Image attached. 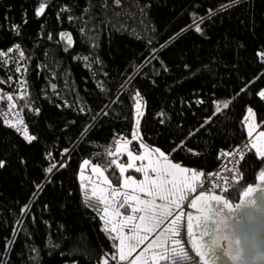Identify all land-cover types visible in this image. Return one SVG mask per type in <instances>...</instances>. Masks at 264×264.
<instances>
[{
	"label": "trees",
	"instance_id": "1",
	"mask_svg": "<svg viewBox=\"0 0 264 264\" xmlns=\"http://www.w3.org/2000/svg\"><path fill=\"white\" fill-rule=\"evenodd\" d=\"M42 1L0 2V50L7 51L20 43L31 56L26 62L29 71L24 76L28 101L31 108L41 109L38 117L27 108L23 111L29 133L39 136L38 142L28 145L21 134L4 125L10 113L4 115L8 102H3L0 159L7 161V167L0 169V261L102 264L103 254L114 249L101 231L99 214L82 204L76 177L82 161L100 163L97 153H104V160L110 159L107 153L114 152L115 141L130 138L134 123L130 97L137 89L145 104L139 130L141 141L149 148L163 151L172 162L204 173L202 180L224 161L222 150L247 143V132L242 131L241 122L248 106L253 107L256 122L264 131V102L255 97V92L264 88V79L236 98L248 81L264 73V65L256 55L264 51V0H241L240 6L212 16L204 25L208 39L194 31L177 34L191 23V13L208 16L210 11L215 13L232 0H122L120 17L115 16L111 7L104 10L105 0H48L44 16L37 19L34 8ZM107 3L111 5L112 0ZM64 6L71 11L61 13L57 20V12ZM85 8L90 10L93 21L87 25L82 20L68 21V15L80 17ZM141 8L145 11L143 16ZM25 9L27 24L22 20ZM113 20L114 26H110L108 22ZM13 24L20 25L19 36L11 30ZM81 27L86 28L84 34ZM61 31L73 37V47L68 52H64L62 44L47 39L51 32L58 40ZM161 44L165 48L156 52ZM96 55L101 64L92 63L89 67V61L82 59ZM161 61L169 71L157 77ZM7 77L0 68V78ZM14 78L17 81L19 75L14 73ZM53 83L57 85L55 93ZM8 90L6 83L0 84V94ZM230 99L234 102L229 109L200 128L206 118L213 116L214 101ZM113 100L117 102L113 104ZM197 100L204 103L197 105ZM23 105V100L17 103L18 108ZM106 105L111 107L109 115L104 116ZM160 112L165 115L158 116ZM190 133L195 134L189 138ZM64 149L70 152V158L63 161L69 166L46 174L44 168L61 161ZM49 152L52 158L46 160ZM21 157L27 160L26 166L19 163ZM239 169L241 179L227 193H212L224 196L235 206L249 198L251 193L243 196L247 188L264 182L259 180L264 161L255 156L254 149L246 154ZM207 185L208 181L204 191H209ZM26 204H30V213L24 218L20 209ZM225 215L229 216V211ZM19 219H24L22 230L13 236V227ZM178 238L191 259H184L178 251L177 264H200L188 243L185 222ZM13 239L15 243L5 252V244Z\"/></svg>",
	"mask_w": 264,
	"mask_h": 264
},
{
	"label": "snow or ice",
	"instance_id": "2",
	"mask_svg": "<svg viewBox=\"0 0 264 264\" xmlns=\"http://www.w3.org/2000/svg\"><path fill=\"white\" fill-rule=\"evenodd\" d=\"M241 4V0H232L231 3L224 4L216 10L215 13L209 12L208 16L199 15L197 12L190 14L191 23L187 25L186 29H181V32L177 36L182 35L185 31H194L196 34L204 39H208L204 25L207 20L212 16L221 14L233 7H238ZM49 6L48 0L44 2H38V6L34 8L33 15L39 19L45 14L46 7ZM111 7L115 12L116 17H120L122 13L118 11L122 7V0H112L111 5L105 3L103 8L105 11ZM71 9L68 6H64L57 12V20L60 19L61 13L70 12ZM88 8L84 9L83 14L80 17L68 15L67 19L70 23L76 20H82L85 25L93 21L94 17L91 16ZM141 16L145 15L144 8L140 10ZM87 15V19H85ZM28 12L25 9L22 15L24 24L28 23ZM7 20L8 18L5 17ZM110 26H114L115 21L108 22ZM95 27V24H93ZM121 27H125L122 25ZM11 30L14 35L19 36L21 34L20 25H11ZM44 30V25H41V33ZM80 32L84 34L86 32L85 27L80 28ZM49 41H54L56 44L63 45L64 52H68L73 47V37L70 33L61 31L59 33V39L57 40L54 35L49 32L47 35ZM152 43L151 39L148 41ZM165 45L161 44L158 52L164 49ZM15 53V55H13ZM48 55V53H45ZM257 57L259 62L264 65V51H258ZM155 52L153 53V59H155ZM31 59L30 55H27L25 50L21 47L20 43H16L13 47L7 49V51L0 50V68H3L5 72H8L7 81L0 78V84L8 83L11 85L14 81V73L19 74L18 84L20 91L14 95L11 93L0 94V110L3 109V102L7 100V111L4 115L12 113L14 119H4V125L10 129H14L16 133L21 134L23 141L28 145L33 142H38L39 136L36 134H30L28 125L25 124L21 113L27 108L30 112H34L38 117L41 113L39 108H31L28 101V85L27 80L24 78L25 74L29 71L27 61ZM75 59V57H74ZM82 59L89 61L88 65L91 67L92 63L101 64L102 61L98 55L90 58L85 56ZM40 66L37 65V68ZM186 70H191L190 66L184 65ZM167 64L163 61L160 63V67L157 69L155 75L158 77L161 72H168ZM105 75H107L105 73ZM264 79V73L259 74L253 80L248 81L244 87L240 89V92L236 94V98L248 91V89L258 80ZM155 84V80H152ZM100 90H104V85H99ZM53 92L55 93L57 85L53 83L51 85ZM123 88V84H121ZM255 97L259 101L264 102V88L255 92ZM133 101L132 108L134 109V126L131 140H123V151L121 147V141L117 139L116 151L108 152V157L122 156L124 152L127 155V162H118L116 158L104 160L102 157L104 153H97L96 158L100 160V163L93 165V173H98L103 178V183L106 188L93 187L90 191L86 188L85 184L81 182L80 189L82 192V204L86 208H91L99 214L100 220L103 222L101 231L106 235L107 239L112 242L111 247L113 252H105L102 257V264H109V261H115L116 264H160L161 261L169 262L171 264H177L175 256L179 250L184 259H191L188 253L184 251L181 245L180 237L184 228L185 213L182 209V205L186 200H190L187 204L189 211L186 213V230L188 243L191 246V251L195 253V256L199 258L200 264H217L222 257L229 261L235 262L241 260L242 249L237 247L235 249L225 248L221 243L223 239H228L224 235L226 229L229 228V217L233 212V205L229 203L228 199H225L222 195L211 194L210 191H204L208 179H215L216 174H208L207 178L201 179L205 176L204 173L192 170L187 167H182L180 163H173L169 157L159 149H150L142 141L140 143V149H143L139 154H134V149L131 147L133 141L141 140L139 136V130L141 125V119L145 113L143 108L145 107L144 99L139 89L130 97ZM23 100L24 105L17 107V101ZM117 101L113 100V104ZM234 100H228L223 103L220 101H214L215 109L212 117L205 119V125L210 124L214 117L220 114L223 110L229 109ZM203 100H197L196 104H203ZM58 108L59 104L56 105ZM111 105H106L103 110V115H109L108 109ZM84 111L83 108L80 109ZM158 116H164L163 112L157 113ZM256 112L253 107L248 106L246 108V114L242 119V131L246 129L248 141L242 148H237L233 151H221V156H236L239 155L240 159L235 161V164L239 166L246 159L245 149L251 151L255 150V156L264 161V131H260L254 138V132L261 126L256 123ZM164 123V120H161ZM264 123V122H262ZM200 129H197L198 132ZM195 133H190V137ZM250 145V148H249ZM190 151H193L190 149ZM193 154H198L193 151ZM61 155L65 158H70V152L68 149H64ZM52 158L51 152L45 157L46 160ZM220 157H218L219 159ZM137 161L141 162L137 165ZM147 161V163H144ZM19 163L21 165H27V160L23 157L20 158ZM89 164V160H84L81 164V169L85 165ZM69 165L63 161L51 163L44 168L46 174H52L54 169H66ZM7 167V161L0 159V169ZM118 170V172H117ZM142 174L143 179H136L134 175L127 174L129 171ZM228 172H233L234 169L226 168ZM106 173H111L109 178ZM261 180H264V172L261 173ZM81 181H83V175H81ZM228 182L227 180L225 181ZM51 183V180H49ZM39 188V186H37ZM215 187V185H213ZM259 187V186H257ZM198 189L199 194L194 198L190 197L191 193H196ZM260 190L264 191V188ZM227 193L228 189L223 190ZM256 189L249 187L243 193V196H248ZM254 200L249 201L248 205L240 204L235 206V210L241 208L250 207L254 205ZM45 208L48 205L44 206ZM225 209L229 210V216L225 215ZM179 210V211H177ZM30 213V204H26L21 207L20 215L26 218ZM196 213V214H194ZM33 220L35 217L33 216ZM245 222L247 220L245 219ZM24 223V219H19L16 225L13 227V236H16L21 230ZM249 224V223H248ZM155 233L154 238L147 243V245L132 259L133 253L137 252V249L141 245L145 244V241H149V237ZM205 237L208 239L206 240ZM15 240H10L5 244V252L10 251V245L14 244ZM239 244V241L236 242ZM58 247L59 245H53ZM35 251V249H33ZM151 252V256L148 253ZM0 264H6V261H0ZM100 264V262H98Z\"/></svg>",
	"mask_w": 264,
	"mask_h": 264
},
{
	"label": "water",
	"instance_id": "3",
	"mask_svg": "<svg viewBox=\"0 0 264 264\" xmlns=\"http://www.w3.org/2000/svg\"><path fill=\"white\" fill-rule=\"evenodd\" d=\"M65 160L63 156L61 161ZM261 188H264V182L256 185L254 187L256 191L238 204L248 205L252 200L255 202L253 206L234 210L236 218L229 222V228L224 232L228 237L221 241L225 248L242 249L241 260L235 264H264V191L260 190ZM237 241L239 244L236 243ZM217 264H233V262L222 257Z\"/></svg>",
	"mask_w": 264,
	"mask_h": 264
},
{
	"label": "rangeland",
	"instance_id": "4",
	"mask_svg": "<svg viewBox=\"0 0 264 264\" xmlns=\"http://www.w3.org/2000/svg\"><path fill=\"white\" fill-rule=\"evenodd\" d=\"M44 2V0L42 1ZM223 103V102H221ZM134 123H135V120H134ZM134 123H133V126H134ZM257 123V122H256ZM258 124V123H257ZM260 131H263L262 129H260V127L256 130V132H254V138L258 135V133ZM247 132V131H246ZM132 133H133V128H132V132H131V136L130 138H127L128 140H131V137H132ZM139 136H140V133H139ZM264 139V138H262ZM123 140H120L121 141V147L123 146ZM135 142V145H131V147L135 150L134 151V154H139L140 152L143 151V149H140V143H141V140H137V141H133ZM117 147V146H116ZM149 148V147H148ZM150 149H157V148H150ZM160 150V149H159ZM116 151V148L114 150V152ZM122 151H123V147H122ZM161 151V150H160ZM125 157V160H119L120 158H123ZM110 158H116L118 160V162H124L126 163L127 162V155H126V152H124V154L122 156H117V157H110ZM83 163V161H82ZM81 163V164H82ZM141 162L137 161V165H139ZM144 163H147V161H144ZM174 163V162H173ZM93 165L95 164H88V165H85V167L83 169H81V167L79 168L77 174H76V177H77V181L79 183V186L81 184V182H83L86 186V188L90 191L93 187H96L98 190L100 188H106L107 186L103 183V178L99 176L98 173H93L92 171V167ZM81 166V165H80ZM184 167V166H182ZM118 172V170H117ZM127 174H131V175H134V177L138 180L140 179H143V175L142 174H138V173H134L133 171H129ZM81 175H83V181H81ZM106 175L111 178L110 174L106 173ZM260 176L261 174L259 175V180H260ZM199 194V190H197L196 193H191L190 194V197L191 198H194L196 195ZM212 194V193H211ZM190 202V200H186L184 202V204L182 205V209L185 213V217H184V221L183 223L185 222L186 223V213L189 212V211H194L192 209H189L187 207V204ZM231 204V203H230ZM233 205V204H232ZM234 206L233 205V209H234ZM179 211V210H177ZM224 211H229L228 209H225ZM196 214V213H194ZM103 223V222H102ZM155 236V233L152 234V236L149 237V241H145V244L144 245H141L140 248L137 249V252L136 253H133V256L130 257L129 259H132L134 258L146 245L148 242H150ZM178 238V237H177ZM179 239V238H178ZM179 251V250H178ZM148 256L150 257L151 256V252L148 253ZM127 264V262H126Z\"/></svg>",
	"mask_w": 264,
	"mask_h": 264
},
{
	"label": "built area",
	"instance_id": "5",
	"mask_svg": "<svg viewBox=\"0 0 264 264\" xmlns=\"http://www.w3.org/2000/svg\"><path fill=\"white\" fill-rule=\"evenodd\" d=\"M7 73V76L9 75L8 72ZM13 76H14V70H13ZM19 75V74H18ZM7 81V79L5 80ZM14 81L11 85H9L8 83L7 86H8V91H6V93H11V94H18L19 91H20V88H19V84H18V80L16 81L15 78H14ZM5 84V83H4ZM5 101H7L5 99ZM19 101H17L18 103ZM4 109L0 110V115L1 113L3 112ZM7 110V107L6 109ZM21 116L23 117L24 121H25V124L27 125L26 123V120L24 118V114L23 112L21 113ZM9 119H14V116L12 115L11 116V113H10V116L8 117ZM244 145V144H243ZM243 145H241L240 147H236V148H230L229 151H233L237 148H242ZM249 148H250V145H249ZM245 152L246 154L249 152L248 149H245ZM111 159V158H110ZM240 159L239 155H236V156H228L224 159V161L218 166L216 167V169L211 173V174H216V178L215 179H208V190L211 192V193H222L224 192L223 190L225 188L229 189L231 188L236 182L240 181L241 179V174H240V165L237 166L235 164V161H238ZM226 168H232L234 169L233 172H228L226 171L225 169ZM228 181L227 183L225 181ZM213 185H215V187H213ZM111 262V261H109Z\"/></svg>",
	"mask_w": 264,
	"mask_h": 264
},
{
	"label": "flooded vegetation",
	"instance_id": "6",
	"mask_svg": "<svg viewBox=\"0 0 264 264\" xmlns=\"http://www.w3.org/2000/svg\"><path fill=\"white\" fill-rule=\"evenodd\" d=\"M234 209H235V208H234ZM234 209H233V210H234ZM234 218H236V215H235V214H233V215L231 216V218L229 219V222L232 221ZM205 239L207 240L208 238L205 237Z\"/></svg>",
	"mask_w": 264,
	"mask_h": 264
},
{
	"label": "crops",
	"instance_id": "7",
	"mask_svg": "<svg viewBox=\"0 0 264 264\" xmlns=\"http://www.w3.org/2000/svg\"><path fill=\"white\" fill-rule=\"evenodd\" d=\"M126 263V262H125Z\"/></svg>",
	"mask_w": 264,
	"mask_h": 264
}]
</instances>
